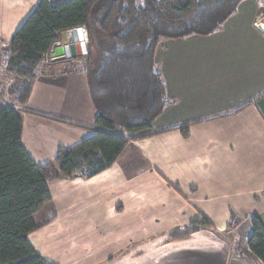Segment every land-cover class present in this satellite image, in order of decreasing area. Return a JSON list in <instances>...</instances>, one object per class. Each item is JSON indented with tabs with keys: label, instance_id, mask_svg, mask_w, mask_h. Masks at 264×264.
Here are the masks:
<instances>
[{
	"label": "crops",
	"instance_id": "1",
	"mask_svg": "<svg viewBox=\"0 0 264 264\" xmlns=\"http://www.w3.org/2000/svg\"><path fill=\"white\" fill-rule=\"evenodd\" d=\"M38 1L0 0V37ZM155 59L169 102L153 129L100 173L52 180L30 242L57 264H263L224 235L264 224V0H241L210 34L162 39ZM85 60H47L19 111L37 164L100 129ZM200 217L210 224L170 241Z\"/></svg>",
	"mask_w": 264,
	"mask_h": 264
},
{
	"label": "trees",
	"instance_id": "2",
	"mask_svg": "<svg viewBox=\"0 0 264 264\" xmlns=\"http://www.w3.org/2000/svg\"><path fill=\"white\" fill-rule=\"evenodd\" d=\"M240 1H38L2 55L5 69L22 79L11 93L26 103L61 32L82 27L89 50L83 71L100 129L76 145L59 147L53 160L37 164L22 142L20 112L0 103V264H57L40 255L28 238L38 227L37 213L52 199L50 182L62 176L92 177L111 166L131 139L148 135L169 102L155 59L161 40L210 34ZM180 129L187 135L189 125ZM251 223L248 245L264 264V224L257 215ZM209 224L207 217H200L174 229L170 241L189 238Z\"/></svg>",
	"mask_w": 264,
	"mask_h": 264
},
{
	"label": "water",
	"instance_id": "3",
	"mask_svg": "<svg viewBox=\"0 0 264 264\" xmlns=\"http://www.w3.org/2000/svg\"><path fill=\"white\" fill-rule=\"evenodd\" d=\"M88 52V43L84 29L78 27L76 30L62 31L60 38L53 43L49 54L52 61H61L85 57L88 55Z\"/></svg>",
	"mask_w": 264,
	"mask_h": 264
},
{
	"label": "rangeland",
	"instance_id": "4",
	"mask_svg": "<svg viewBox=\"0 0 264 264\" xmlns=\"http://www.w3.org/2000/svg\"><path fill=\"white\" fill-rule=\"evenodd\" d=\"M137 1V5H145L147 4L150 0H136ZM3 53L0 52V80L5 82L6 79L8 78V75H11L14 77V85L13 87H19L21 85V78H17L16 75H14L11 72H8L5 69V64H4V59L2 57ZM47 61V58L45 60H43L41 66ZM85 63V62H84ZM41 70V67H40ZM11 93V90H10ZM11 98L19 101L18 97L16 94L11 93ZM121 133V131H118ZM126 136H130V134L124 133ZM250 236V235H249ZM248 233L245 231V227H240L239 229H237L236 231H231L227 234L224 235V237L230 242L231 240L235 241L236 245L238 246V249L240 251H242L243 249L246 248L245 242H247V238L249 239ZM245 245V246H244ZM254 264H257L256 262Z\"/></svg>",
	"mask_w": 264,
	"mask_h": 264
},
{
	"label": "built area",
	"instance_id": "5",
	"mask_svg": "<svg viewBox=\"0 0 264 264\" xmlns=\"http://www.w3.org/2000/svg\"><path fill=\"white\" fill-rule=\"evenodd\" d=\"M10 40L11 37H9L6 34H3L0 37V52L4 53L9 50L10 47ZM47 60L50 59V54L48 53L46 55ZM14 85V77L11 75H8V78L5 82L0 80V103L4 105H8L13 107L16 111H22L24 109V105L20 103L19 101H16L11 98L10 90Z\"/></svg>",
	"mask_w": 264,
	"mask_h": 264
}]
</instances>
